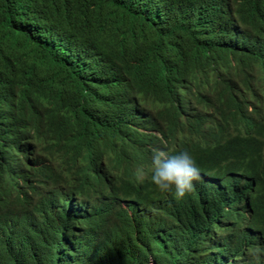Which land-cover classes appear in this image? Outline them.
Wrapping results in <instances>:
<instances>
[{"label":"trees","instance_id":"16d2710c","mask_svg":"<svg viewBox=\"0 0 264 264\" xmlns=\"http://www.w3.org/2000/svg\"><path fill=\"white\" fill-rule=\"evenodd\" d=\"M0 264H264V0H0Z\"/></svg>","mask_w":264,"mask_h":264},{"label":"clouds","instance_id":"9594fccd","mask_svg":"<svg viewBox=\"0 0 264 264\" xmlns=\"http://www.w3.org/2000/svg\"><path fill=\"white\" fill-rule=\"evenodd\" d=\"M161 145H165L166 141L162 137ZM152 167L150 180L156 188L161 192H168L175 190V197L181 199L186 193L193 190V182L200 178V169L196 165L194 157L188 151H180L176 154H171L165 150L164 147H155L152 149ZM146 173L143 168L137 169V178L142 182ZM255 186V182H253ZM246 205L250 200H243ZM236 203V202H235ZM247 217L253 215V211L249 209ZM247 242V241H245ZM244 242V243H245ZM248 244L242 246V251ZM260 249H257L254 255L260 253ZM250 254H245L243 259L249 260Z\"/></svg>","mask_w":264,"mask_h":264}]
</instances>
